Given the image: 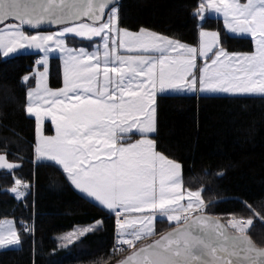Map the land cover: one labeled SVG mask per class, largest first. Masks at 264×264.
<instances>
[{
    "label": "snow or ice",
    "instance_id": "snow-or-ice-1",
    "mask_svg": "<svg viewBox=\"0 0 264 264\" xmlns=\"http://www.w3.org/2000/svg\"><path fill=\"white\" fill-rule=\"evenodd\" d=\"M208 10L222 14L228 33L249 36L254 50H229L220 31L202 24L198 46L144 28L130 31L121 26L118 0H0V58L22 49L38 56L31 75L22 78L35 82L26 113L35 119L36 160L61 168L79 193L115 217L116 251L154 235L157 217L176 222L120 264H264V248L247 233L252 218L233 215L222 224L205 216L201 191L185 187L182 165L150 138L157 132L158 94L264 95V0H199L193 16L203 21ZM45 23L55 30L41 31ZM76 38L93 42L92 49ZM53 55L62 63L61 87L48 83ZM48 120L54 135L44 134ZM134 134L140 138L133 141ZM18 167L0 155V169ZM27 187L15 179L11 192L21 198ZM101 223L63 239L72 243ZM20 243L11 222L0 224V246Z\"/></svg>",
    "mask_w": 264,
    "mask_h": 264
},
{
    "label": "trees",
    "instance_id": "trees-1",
    "mask_svg": "<svg viewBox=\"0 0 264 264\" xmlns=\"http://www.w3.org/2000/svg\"><path fill=\"white\" fill-rule=\"evenodd\" d=\"M198 4L199 0H122L121 26L197 45L200 25L193 13ZM202 25L220 31L229 50H253L250 37L229 36L218 18L206 17ZM76 40L79 45L88 42ZM37 58L35 51L0 58V155L19 165L12 171L0 169V220L12 219L21 237L18 247L0 248V264H116L127 252L113 249L114 216L76 192L60 169L35 162V119L26 113L27 91L35 82L25 84L22 78L31 75ZM49 84H62L55 59L51 67L49 60ZM156 126L151 136L156 150L182 165L185 187L201 191L204 212L225 223L233 215L251 217L247 233L264 246V220L247 207L264 215V95H158ZM44 132H52L49 122ZM15 179L28 185L21 199L11 192ZM97 220L102 223L96 231L62 244V234ZM22 222L30 231H23ZM156 223V234L140 245L176 226L166 218Z\"/></svg>",
    "mask_w": 264,
    "mask_h": 264
},
{
    "label": "rangeland",
    "instance_id": "rangeland-1",
    "mask_svg": "<svg viewBox=\"0 0 264 264\" xmlns=\"http://www.w3.org/2000/svg\"><path fill=\"white\" fill-rule=\"evenodd\" d=\"M240 2L241 3H244V2H246V0H240ZM209 12V14H207ZM204 20L206 19V17H212V18H218V19H220V20H222V22H223V16H222V14H220V13H216V12H214V11H211V10H208V11H206L205 13H204ZM204 20L203 21H200V19H199V25H201L203 22H204ZM223 25H224V22H223ZM205 30H209V29H205ZM226 30V29H225ZM52 31H54V30H52ZM216 31V30H215ZM226 32H227V30H226ZM228 33V32H227ZM228 35L229 36H235V37H245V36H247V35H241V34H239V33H237V34H230V33H228ZM249 37V36H248ZM199 41V40H198ZM199 43V42H198ZM189 45H191V44H189ZM198 45V44H197ZM197 45H191V46H197ZM29 51H35V50H31V49H22V50H20L19 52H29ZM48 83H49V80H48ZM49 86H50V84H49ZM210 95H228V94H224V93H212V94H210ZM229 95H233V94H229ZM244 95V94H243ZM44 134L45 135H48V134H46L45 132H44ZM50 135V134H49ZM204 210H205V208H204ZM160 218H163V217H157V219H160ZM157 219H156V221H157ZM156 221H154V225H153V232H154V235L156 234V232H157V223H156ZM5 222H11L12 223V225H13V221L11 220V219H9V218H7V219H3V220H0V224H4ZM174 222V221H173ZM6 226V225H5ZM14 226V225H13ZM87 226H89V225H86V226H78V227H76L74 230H76V229H79V228H83V227H87ZM74 230H72V231H70V232H67V233H65V234H62L61 235V241H62V244L63 245H69V244H71V243H66L65 241H64V237L65 236H67L69 233H71V232H73ZM153 236V235H152ZM149 237H151V236H149ZM149 237H147V238H149ZM146 239V238H145ZM144 240V239H143ZM74 241V240H73ZM142 241V240H141ZM136 243L137 244H140V241H136ZM19 245H13V246H0V248H7V247H18Z\"/></svg>",
    "mask_w": 264,
    "mask_h": 264
},
{
    "label": "crops",
    "instance_id": "crops-1",
    "mask_svg": "<svg viewBox=\"0 0 264 264\" xmlns=\"http://www.w3.org/2000/svg\"><path fill=\"white\" fill-rule=\"evenodd\" d=\"M207 14H209V12L207 13ZM150 31V30H149ZM153 32V31H152ZM156 33V32H155ZM245 37H248V36H245ZM79 39V38H78ZM171 39V38H170ZM95 41H96V43H99V38H95ZM182 43V42H181ZM81 46H84V47H87V48H89V50H91L92 49V47H93V42H91V41H88L87 43H83V44H81ZM198 46V45H197ZM253 50H254V46H253ZM53 59H55V60H57V61H59V64H60V69H61V78H62V63H61V61L59 60V58H58V56H56V55H53L52 57H50V67H51V61L53 60ZM202 63V62H201ZM35 86V85H34ZM34 86H32V87H34ZM61 86H62V84H61ZM60 86V87H61ZM51 87V86H50ZM163 94H166V95H175V94H189V95H210V94H212V93H201V92H199V91H197V92H174V91H169V92H166V93H163ZM158 95H162V94H158ZM229 95V94H228ZM244 95H248V94H244ZM252 95H261V94H252ZM156 115H157V113H156ZM46 122H49L50 123V128H51V130H52V132H50V135H54L55 134V132H54V126H52L51 125V122H50V120H48V121H46ZM45 122V123H46ZM154 134V133H153ZM153 134H151V136L153 135ZM135 135V134H134ZM150 136V138H152ZM138 138H140V137H136V138H134L133 139V141L135 140V139H138ZM153 139V138H152ZM35 141H36V134H35ZM35 162H47V161H37L36 160V158H35ZM58 168V167H57ZM58 169H60L61 170V172L63 173V171H62V169L61 168H58ZM63 175H64V177H65V179H66V174L65 173H63ZM67 180V179H66ZM67 182L69 183V185L76 191V192H78L79 193V191L78 190H76L75 188H74V186H72L71 184H70V182L67 180ZM80 195H82L81 193H79ZM83 196V195H82ZM84 197V196H83ZM86 198V197H85ZM87 199H89V198H87ZM90 200V199H89ZM90 201H92V200H90ZM92 202H94V201H92ZM95 203V202H94ZM163 218H166V217H163ZM12 220V219H11ZM13 221V220H12ZM175 222V221H174ZM13 225H14V222H13Z\"/></svg>",
    "mask_w": 264,
    "mask_h": 264
},
{
    "label": "water",
    "instance_id": "water-1",
    "mask_svg": "<svg viewBox=\"0 0 264 264\" xmlns=\"http://www.w3.org/2000/svg\"><path fill=\"white\" fill-rule=\"evenodd\" d=\"M121 1H122V0H118V4H119ZM36 2H37V3H47V0H36ZM65 2H66V3H72V2H75V0H65ZM55 3H56L57 5H60V0H55ZM10 22H11V21H10ZM12 22H14V21H12ZM40 30H41V31H52V30H55V26H54V25H49V24L45 23V24H43V25L40 26ZM33 32H34V31H33ZM203 214H204L205 216H207V217H210V218H218V217H216V216H214V215H211V214H209V213H207V212H204ZM218 219H220V218H218ZM220 221H221L222 224H225V222H224L222 219H220ZM171 230H172V228L169 229V230H167L166 232H164V233H162V234H167V233H168L169 231H171ZM227 230H228L229 232L232 231L230 228H228ZM162 234H161V235H162ZM248 235H249V234H248ZM159 236H160V235H159ZM159 236L156 237V238H154V239H152V240H150L149 242H147V243L141 245L140 247H138V248H137L136 250H134V251H138L140 248L147 247L149 244L153 243L155 239H158ZM249 236H250V235H249ZM250 238H251V236H250ZM251 239H252V238H251ZM252 240H253V239H252ZM253 242H254V241H253ZM254 243H255V242H254ZM255 244H256V243H255ZM256 245H257V247L264 248V246H259L258 244H256ZM131 254H132V252L129 253L128 255H126L121 261L126 260V258H127L129 255H131ZM121 261L117 262L116 264H120Z\"/></svg>",
    "mask_w": 264,
    "mask_h": 264
},
{
    "label": "built area",
    "instance_id": "built-area-1",
    "mask_svg": "<svg viewBox=\"0 0 264 264\" xmlns=\"http://www.w3.org/2000/svg\"><path fill=\"white\" fill-rule=\"evenodd\" d=\"M22 191H24L25 195L28 193L29 189L28 187L25 188V189H22ZM16 195V194H15ZM24 195V196H25ZM23 196V197H24ZM22 198V197H21ZM112 215V214H111ZM113 216V215H112ZM115 218V217H114ZM29 226V225H28ZM116 228V227H115ZM116 243V230H115V233H114V238H113V249H114V244ZM137 243L135 242V246L136 247ZM134 247L130 248L129 246L127 245H123L122 248L120 250H118L117 252H128L130 249H133ZM116 251V250H115Z\"/></svg>",
    "mask_w": 264,
    "mask_h": 264
}]
</instances>
